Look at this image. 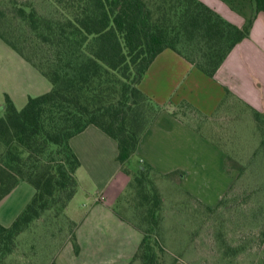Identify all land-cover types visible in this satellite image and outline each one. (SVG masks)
Instances as JSON below:
<instances>
[{"label":"trees","instance_id":"obj_1","mask_svg":"<svg viewBox=\"0 0 264 264\" xmlns=\"http://www.w3.org/2000/svg\"><path fill=\"white\" fill-rule=\"evenodd\" d=\"M63 17L32 7H0V39L52 84L18 110L6 96L0 108V202L20 183L35 195L11 226L0 224V261L12 255L18 237L52 211L66 215L78 182L80 161L70 140L95 126L118 145L117 161L143 192L146 208L141 264H165L159 242L163 198L146 190L147 166L131 160L158 110L140 89L155 58L171 49L210 77L250 35L264 0H252L254 18L239 28L200 0H54ZM16 24V25H14ZM193 50L188 56L180 45ZM264 136V115L257 114ZM259 152L264 154V138ZM73 246L79 254L75 236Z\"/></svg>","mask_w":264,"mask_h":264},{"label":"crops","instance_id":"obj_2","mask_svg":"<svg viewBox=\"0 0 264 264\" xmlns=\"http://www.w3.org/2000/svg\"><path fill=\"white\" fill-rule=\"evenodd\" d=\"M200 1L239 28L255 15L252 0ZM140 89L158 113L131 160L132 168L147 166L165 177V186L203 209H215L240 180L242 158H234L239 167H227V145L240 154L258 148L257 114L264 115V14L254 18L249 37L230 52L214 77L167 49L155 58ZM228 115L233 120L229 126ZM233 137L239 142L228 143ZM248 138L245 149L243 139ZM70 147L80 167L78 189L65 214L76 226L80 251L75 253L73 242L55 241L59 251L48 264H57L55 259L62 256L67 264H134L143 233L117 209L132 181L117 161V142L89 126L70 140ZM34 195L30 184L20 183L0 202V224L11 226ZM232 248L226 246L228 252ZM231 254L226 253L224 261L234 260ZM198 261L181 258L173 264Z\"/></svg>","mask_w":264,"mask_h":264},{"label":"rangeland","instance_id":"obj_3","mask_svg":"<svg viewBox=\"0 0 264 264\" xmlns=\"http://www.w3.org/2000/svg\"><path fill=\"white\" fill-rule=\"evenodd\" d=\"M9 3L32 7L44 16L65 15L54 0H0V7L10 9ZM179 50L193 55V50L184 44ZM52 88L46 77L0 39V108L8 96L21 110L29 98L46 94ZM231 118L226 116L227 126L233 123ZM243 133L245 136L250 130ZM262 138L264 136L258 131L255 153L246 150L240 154L233 151L232 145H227V167H239L234 158H242V168L237 169L240 180L215 209H203L200 204L192 203L174 187L165 186L164 176L149 170L148 179L143 183L146 190L154 186L166 198L159 228L161 257L165 264H173L181 258L192 262L200 259L198 264H264V154L259 152ZM239 140L233 137L227 142L233 144ZM248 142L249 138L243 139L245 149ZM126 192L117 209L126 212L139 228L145 229L143 192L137 183L131 184ZM75 227L66 215L52 211L40 220V224H33L18 237L15 252L0 264H48L59 251L55 241L73 242ZM231 244L234 248L228 252L226 246ZM226 253H233L231 256L235 259L224 261ZM64 257L55 259L56 263L67 264ZM134 262L141 264L139 260Z\"/></svg>","mask_w":264,"mask_h":264}]
</instances>
